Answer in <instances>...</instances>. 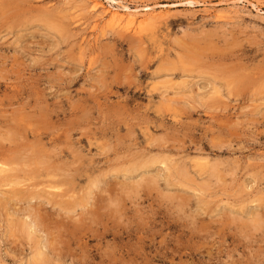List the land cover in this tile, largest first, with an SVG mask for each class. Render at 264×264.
Returning a JSON list of instances; mask_svg holds the SVG:
<instances>
[{
	"label": "rangeland",
	"instance_id": "1",
	"mask_svg": "<svg viewBox=\"0 0 264 264\" xmlns=\"http://www.w3.org/2000/svg\"><path fill=\"white\" fill-rule=\"evenodd\" d=\"M86 1L0 0V264H264V0Z\"/></svg>",
	"mask_w": 264,
	"mask_h": 264
},
{
	"label": "bare ground",
	"instance_id": "2",
	"mask_svg": "<svg viewBox=\"0 0 264 264\" xmlns=\"http://www.w3.org/2000/svg\"><path fill=\"white\" fill-rule=\"evenodd\" d=\"M88 1V0H87ZM86 1V2H87ZM93 1V0H92ZM92 1H91V3H92ZM107 1V3H108V5H109V9L108 8H106L107 10H104V15L106 14V23H107V25L108 26H110V28L112 29V28H117V29H121V30H124V31H126V32H133L134 34H139V33H142L145 29H146V27L148 26V25H150V26H152L154 23H153V21L154 20H156V19H158L157 18V16L156 15H153V13L152 14H147V15H145V16H143V17H139L137 14H135V10H137V9H135L134 11H131L128 7H125V6H123V5H121V1L119 2V1H116V0H106ZM105 1V2H106ZM94 2V1H93ZM99 2V1H98ZM88 3V2H87ZM126 4V3H125ZM2 6V5H1ZM129 6V5H128ZM92 7V6H91ZM101 7H103L102 5L100 6V3L99 4H97V3H93V7L91 8V9H94V10H97V9H99V8H101ZM105 8H103V9H105ZM137 8V7H136ZM144 9H145V7H144ZM147 9H150L149 7H146V10ZM133 10V9H132ZM145 10V11H146ZM92 11V10H91ZM138 11V10H137ZM136 11V12H137ZM148 11V10H147ZM150 11H151V9H150ZM93 12V11H92ZM95 12V11H94ZM144 12V11H143ZM226 12V11H225ZM139 13V12H138ZM149 13V12H148ZM219 13V12H218ZM221 13V12H220ZM97 14V13H96ZM161 14V13H160ZM159 14V15H160ZM222 14H224V13H222ZM222 14H218L219 16H221ZM101 15H102V13H101ZM158 15V14H157ZM103 17V16H102ZM218 17V16H217ZM232 17V16H231ZM220 18H223V17H220ZM105 19V18H104ZM218 19H219V17H218ZM223 19H225V18H223ZM42 20V19H41ZM226 20H227V18H226ZM107 26V27H108ZM156 26V25H155ZM110 29V30H111ZM149 29H152V27L151 28H149ZM157 29V28H156ZM105 30H106V27H105ZM115 30V29H114ZM112 31V30H111ZM153 31V30H152ZM161 35V34H160ZM159 36V35H158ZM157 36V37H158ZM139 37H140V35H139ZM140 39H141V37H140ZM143 39V38H142ZM157 39H159V38H157ZM156 39V40H157ZM159 42V41H158ZM157 44V43H156ZM159 44V43H158ZM156 48V47H155ZM80 49H81V47H80ZM3 96H5V95H3ZM7 98V97H6ZM46 98V97H45ZM95 98V97H94ZM3 99V98H2ZM8 99V98H7ZM6 100V99H5ZM1 101V100H0ZM3 101V100H2ZM41 102V101H40ZM53 103H55V102H53ZM3 104V103H2ZM119 105V104H118ZM0 106H1V103H0ZM4 106V105H3ZM89 106V105H88ZM120 106L121 105H119V108H120ZM2 107V106H1ZM23 107V106H22ZM2 109V108H1ZM1 112V111H0ZM89 112V111H88ZM2 113V112H1ZM0 113V114H1ZM32 114V113H31ZM113 114H114V112H113ZM126 114V113H125ZM119 115V114H118ZM122 115V114H121ZM87 118V117H86ZM29 120V119H28ZM44 124V123H43ZM34 125V124H33ZM54 130H55V128H54ZM32 132V131H31ZM8 135V134H7ZM8 137H10V136H8ZM36 137V136H35ZM5 138V137H4ZM39 138V137H38ZM7 139V138H6ZM11 140V139H10ZM6 141V140H5ZM147 142V141H146ZM30 145H31V143H30ZM148 145V144H147ZM36 146V145H35ZM44 147V146H43ZM41 150H43V149H41ZM7 152V151H6ZM6 152H4V153H6ZM37 152H39V151H37ZM43 153V152H42ZM42 153H40L41 155H42ZM32 154V153H31ZM51 155V154H50ZM33 156V155H32ZM41 157V156H40ZM48 157V156H47ZM147 158V157H146ZM24 159V158H23ZM22 159V160H23ZM200 159V158H199ZM42 160V159H41ZM48 160V159H47ZM8 161H10L9 159H7L6 157H4V155H0V177H2L3 176V178H5V179H3V181L4 180H8L9 178H10V176H8V171L10 170L11 171V169H9L8 170V166H7V162ZM16 161V160H15ZM143 161V160H142ZM148 161V160H147ZM147 161H145V163H146V165H147ZM25 162V161H24ZM115 162V161H114ZM138 162V161H137ZM140 162V161H139ZM31 163V162H30ZM42 163V162H41ZM22 164V163H21ZM37 164V163H36ZM48 164V163H47ZM46 164V165H47ZM142 164H144V163H142ZM149 164V163H148ZM24 165V164H23ZM22 165V166H23ZM26 165V164H25ZM28 165V164H27ZM34 165V164H33ZM38 165H40V164H38ZM145 165V164H144ZM32 166V165H31ZM48 166V165H47ZM64 166V165H63ZM135 166H137V165H135ZM197 166V165H196ZM8 167V168H7ZM138 167V166H137ZM145 167V166H144ZM12 168H13V166H12ZM46 168V167H45ZM50 168H51V166H50ZM52 168H53V166H52ZM57 168V167H56ZM88 168V167H87ZM16 169V168H15ZM48 169V168H47ZM217 169V168H216ZM21 170V169H20ZM66 170V169H65ZM69 170V169H68ZM80 170V169H79ZM87 170V169H86ZM85 170V171H86ZM135 170H137V169H135ZM215 170V169H214ZM9 171V172H10ZM12 171H14L13 169H12ZM52 171H53V169H52ZM52 171H49V172H52ZM130 171V170H129ZM129 171H128V173H129ZM203 171V170H202ZM7 172V175L6 176H4V173H6ZM16 172H18V171H16ZM26 172V171H25ZM41 172H42V170H41ZM45 171H43V173H44ZM49 172H47V175L48 174H50ZM61 172V171H60ZM81 172V171H80ZM88 172V171H87ZM113 172V171H112ZM135 172V171H134ZM12 173V172H11ZM10 173V174H11ZM14 173V172H13ZM43 173H41V174H43ZM79 173V172H78ZM27 174V173H26ZM31 174V173H30ZM40 174V173H39ZM64 174V173H63ZM62 173H61V175H63ZM72 174V173H71ZM77 174V173H76ZM84 173H82V174H78V175H82L83 177H84V175H83ZM94 174V173H93ZM204 174H206V173H204ZM211 174V173H210ZM12 175V174H11ZM51 175V174H50ZM77 175V176H78ZM89 175V174H88ZM181 175V174H180ZM213 175H215V174H213ZM41 176V175H40ZM52 176H54L53 174H52ZM58 176V175H57ZM71 176V175H70ZM72 176H73V174H72ZM71 176V177H72ZM76 176V177H77ZM97 176V175H96ZM95 176V177H96ZM169 176V175H168ZM179 176V175H178ZM212 176V175H211ZM22 177H24V176H22ZM33 177H35V176H33ZM33 177H31V179L33 178ZM61 177H63V176H61ZM75 177V176H74ZM89 177V176H88ZM99 177V176H98ZM144 177V176H143ZM202 177V176H201ZM214 177H217V175H215ZM12 178V177H11ZM15 178V177H14ZM20 178V177H19ZM18 178V179H19ZM27 178V177H26ZM80 178H81V176H80ZM87 178V177H86ZM139 178V177H138ZM17 179V178H16ZM21 179V178H20ZM20 179H19V181H20ZM30 179V180H31ZM70 179V178H69ZM77 179V178H76ZM91 179H93L92 177H91ZM90 179V177H89V180L88 181H90L91 180ZM101 179V178H100ZM144 179V178H143ZM10 180V179H9ZM13 180V179H12ZM23 180V179H22ZM38 180H40V179H38ZM47 180V179H46ZM51 180V179H50ZM73 180V179H72ZM71 180V181H72ZM97 180V179H96ZM105 180V179H104ZM56 181V180H55ZM69 181V180H68ZM71 181H69V182H71ZM83 181V180H82ZM88 181H86L87 183H88ZM1 182H2V180H1ZM5 182V181H4ZM23 182H24V180H23ZM22 182V183H23ZM57 182V181H56ZM80 182V181H79ZM85 182V181H84ZM93 182V181H92ZM101 182V181H100ZM21 183V182H20ZM64 183V182H63ZM86 183V184H87ZM90 183H91V181H90ZM121 183V182H120ZM135 183V182H134ZM133 183V184H134ZM24 184V183H23ZM30 184V183H29ZM47 184H49V183H47ZM65 184V183H64ZM72 184V183H71ZM89 184V183H88ZM92 185L91 186H93V183H91ZM96 184H97V182H96ZM95 184V185H96ZM102 185H103V182L101 183ZM17 185H19V184H17ZM16 185V186H17ZM26 185H28V184H26ZM41 185V184H40ZM46 185V184H45ZM50 185H52V184H50ZM65 185H67V184H65ZM74 185V184H73ZM78 185V184H77ZM83 185V184H82ZM98 185V184H97ZM101 185V186H102ZM99 186V185H98ZM124 186V185H123ZM126 186V185H125ZM18 187V186H17ZM20 187H22V186H20ZM26 187V186H25ZM47 187V186H46ZM61 187V186H60ZM82 187V186H81ZM94 187V186H93ZM96 187V186H95ZM95 187H94V189L91 187L90 189H91V191H95L96 189H95ZM7 188V187H6ZM24 188V187H23ZM37 188V187H36ZM35 188V189H36ZM43 188V187H42ZM50 189H54V186H51V187H49ZM101 188V187H100ZM117 188V187H116ZM118 188H119V186H118ZM126 188H128V187H125V189ZM17 189V188H16ZM30 189V188H29ZM41 189V188H40ZM45 189V188H44ZM93 189V190H92ZM108 189H109V187H108ZM129 189V188H128ZM9 190V189H8ZM10 190H12V189H10ZM23 190V189H22ZM33 190V188L31 189V191ZM37 190H39V189H37ZM61 190V189H60ZM72 190V189H71ZM84 190H85V188L83 187V192H84ZM13 191V190H12ZM16 192H18L17 190H15ZM21 191V190H20ZM28 191V190H27ZM47 191H49V190H47ZM81 191H82V188H81ZM81 191L79 192V193H81ZM89 190H88V188H87V192H88ZM90 191V193H91V196H92V194H93V192H91ZM97 191H98V188H97ZM96 191V192H97ZM22 192V191H21ZM41 192H42V190H41ZM63 192H65V191H63ZM87 192H85L86 193V195H85V197H87L89 194V192L87 193ZM125 192V191H124ZM1 193H3L2 191H1ZM5 193V195H8V194H6V192H4ZM14 193V192H13ZM32 193V192H31ZM35 193V192H34ZM37 193H39V191H37ZM51 193V192H50ZM77 193V192H76ZM98 193V192H97ZM119 193V192H118ZM130 193V192H129ZM12 194V193H11ZM84 194V193H83ZM88 194V195H87ZM103 194H104V192H103ZM13 195V194H12ZM28 195H30L31 196V198L33 197V198H35V195L33 196V195H31L30 194V192L28 193ZM47 194H45V198L47 197L46 196ZM52 195V194H51ZM55 195V194H54ZM57 195V194H56ZM71 196V194H68V196ZM82 195V194H81ZM80 194L78 195V196H81ZM102 195V194H101ZM117 195V194H116ZM121 195V194H120ZM8 196H10V195H8ZM14 196V195H13ZM24 196V195H23ZM68 196H67V198H68ZM76 196H77V194H76ZM77 196V197H78ZM90 196V197H91ZM100 196V195H99ZM43 197V196H42ZM56 197V196H55ZM84 197V198H85ZM114 197H115V195H114ZM118 197V196H117ZM9 198V197H8ZM26 198H29V197H26ZM71 198H72V200H73V195L71 196ZM83 198V199H84ZM92 198V197H91ZM101 198V197H100ZM120 198V197H119ZM118 198V199H119ZM5 199V198H4ZM25 199V198H24ZM39 199V198H38ZM41 199H43V198H41ZM41 199H39V200H41ZM69 199V198H68ZM102 199V198H101ZM123 199H125V198H123ZM19 200V199H18ZM17 200V201H18ZM30 200V199H29ZM38 200V201H39ZM48 200V199H47ZM64 200H65V197H64ZM70 200V199H69ZM72 200H71V202H72ZM79 200V199H78ZM109 200V199H108ZM5 201V200H4ZM37 201V202H38ZM60 201H61V198H60ZM75 201H77V200H75ZM81 202H82V200H80ZM80 201H78L79 202V204H80ZM92 201H95V199L94 200H92ZM100 201V200H99ZM116 201V200H115ZM7 202V201H6ZM10 202V201H9ZM90 202V201H89ZM12 203H14V202H12ZM58 203V202H57ZM56 203V204H57ZM63 203V202H62ZM73 203H74V201H73ZM72 203V204H73ZM82 203H84V202H82ZM85 203H87V202H85ZM90 203H92V202H90ZM10 204V203H9ZM20 204V203H19ZM29 205L27 206V207H29V208H31L32 210H33V208L34 207H30V203H28ZM71 204V205H72ZM75 204V203H74ZM117 204V203H116ZM70 205V204H69ZM68 204L67 205H64V206H69ZM89 205V204H88ZM88 205H85V206H88ZM91 205V204H90ZM92 205H93V203H92ZM10 206V205H9ZM36 206V205H35ZM44 206H46V205H44ZM75 206V205H74ZM73 206V207H74ZM80 206V205H79ZM78 206V207H79ZM97 206V205H96ZM26 207V208H27ZM38 207H39V205H38ZM55 207H57V205L55 206ZM81 207H83V206H81ZM80 207V209H82ZM102 207V206H101ZM106 207V206H105ZM22 208V207H21ZM20 208V209H21ZM26 208L23 210L24 211V213L26 212L27 213V211L29 210L28 208V210H26ZM54 208V207H53ZM52 208V209H53ZM61 208H64V207H61ZM66 208V207H65ZM68 208H70V207H68ZM84 208V207H83ZM96 208V207H95ZM41 209V208H40ZM39 209V210H40ZM44 209V208H43ZM60 209V208H59ZM86 209V208H85ZM88 209V208H87ZM90 209V208H89ZM32 210L30 211H28V212H31V213H29L30 215L31 214H33V212H32ZM55 210V209H54ZM95 210V209H94ZM94 210H93V213H94ZM105 210V209H104ZM16 211V210H15ZM34 211H35V209H34ZM65 211H67L66 209H65ZM73 211V210H72ZM72 211L70 212V213H72ZM76 211V210H75ZM82 211H83V209H82ZM88 211V210H87ZM91 211V209L88 211V212H90ZM44 212V211H43ZM87 212V215L88 214H90V213H88ZM124 212V211H123ZM19 213V212H18ZM26 213H25V215H26ZM37 213H39V212H37ZM74 214L76 213V212H73ZM81 213V212H80ZM86 213V212H85ZM28 214V215H29ZM67 214V213H66ZM82 214V213H81ZM98 214H99V212H98ZM21 215H23V213H21ZM26 216V217H29V216ZM45 215V214H44ZM72 215V214H71ZM90 215H92V214H90ZM90 215H89V217H90ZM32 216V215H31ZM33 216H34V214H33ZM32 216V217H33ZM36 216V215H35ZM34 216V217H35ZM38 216H39V214H38ZM37 216V217H38ZM69 216V215H68ZM34 217H33V219L31 218V219H29V218H27V219H29V221L30 220H32V221H30V223L27 225V226H24L25 227V231H28V229H30V227H33L34 228V231H35V229H37V228H39L40 227V224H38V221L39 220H37L38 218H35L34 219ZM20 218V217H19ZM82 218H83V214H82ZM26 219V220H27ZM40 219V218H39ZM41 219H42V217H41ZM63 219V218H62ZM84 219V218H83ZM87 220V219H86ZM96 220V219H95ZM65 221V220H64ZM81 222L83 221V220H80ZM88 221V220H87ZM25 222V221H24ZM28 222V221H27ZM74 222V221H73ZM95 222V221H94ZM40 223H41V221H40ZM44 223V222H43ZM75 223V222H74ZM127 223V222H126ZM76 224V223H75ZM74 224V225H75ZM73 225V224H72ZM21 226H23V225H21ZM50 226V225H49ZM79 226V225H78ZM259 226V225H258ZM257 226V227H258ZM48 227V226H47ZM77 227V226H76ZM75 227V228H76ZM98 227V226H97ZM43 228V227H42ZM41 228V229H42ZM45 228H46V226H45ZM91 228V227H90ZM41 229H39V230H41ZM44 229V228H43ZM43 229H42V231H43ZM74 229V228H73ZM31 230V229H30ZM33 230V229H32ZM31 230V231H32ZM39 230H36L35 232H36V234H37V232L39 231ZM45 230V229H44ZM20 231V230H19ZM54 231V230H53ZM77 231V230H76ZM28 232H30V231H28ZM40 233H42L43 234V232H41V231H39ZM30 233H32V232H30ZM34 233V232H33ZM32 233V234H33ZM47 233V232H46ZM77 233V232H76ZM31 234V235H32ZM52 234V233H51ZM61 234V233H60ZM75 234V233H74ZM46 234H45V232H44V236H45ZM47 235H49V234H47ZM66 235V234H65ZM24 236H26V235H24ZM33 236H34V234H33ZM50 236V235H49ZM29 236H27V238H28ZM34 238H36L35 236H34ZM33 238V239H34ZM38 238V237H37ZM33 239L31 240V241H33ZM39 240V239H38ZM37 241V240H36ZM69 241V240H68ZM54 242V241H53ZM52 242V243H53ZM41 243V242H40ZM46 243V242H45ZM48 243V242H47ZM46 243V244H47ZM51 243V244H52ZM60 243V242H59ZM54 244H56V243H54ZM41 245V244H40ZM38 246V245H37ZM42 246V245H41ZM44 246V245H43ZM58 246V245H57ZM38 247H40V246H38ZM46 247V246H45ZM44 247V248H45ZM49 246L47 245V248H48ZM51 247V246H50ZM56 246H54V248H55ZM53 247H52V249H54ZM42 249V248H41ZM40 249V250H41ZM34 250V249H33ZM45 250H47L46 248H45ZM42 251V250H41ZM54 251H57L56 249L54 250ZM58 252H59V250H58ZM62 252V251H61ZM60 252V253H61ZM52 253H53V251H52ZM37 254V253H36ZM50 254V253H49ZM45 256L46 254H42V256ZM52 255V254H51ZM57 255V254H56ZM61 255L59 254V256L58 257H60ZM36 257V256H35ZM57 257V256H56ZM37 258V257H36ZM38 258H40V256L38 257ZM43 258V257H42ZM46 260H47V258H46ZM46 260L44 261V262H46ZM35 261H37V263L39 262V260H35ZM33 263V262H32ZM31 263V264H32ZM30 264V263H29Z\"/></svg>",
	"mask_w": 264,
	"mask_h": 264
}]
</instances>
